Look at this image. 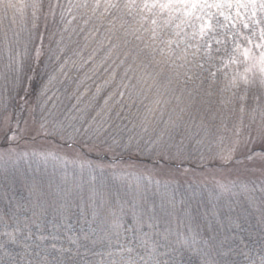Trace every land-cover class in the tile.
<instances>
[{
    "label": "snow or ice",
    "instance_id": "obj_1",
    "mask_svg": "<svg viewBox=\"0 0 264 264\" xmlns=\"http://www.w3.org/2000/svg\"><path fill=\"white\" fill-rule=\"evenodd\" d=\"M57 8L61 10L63 19L65 6L60 0H49L48 12L44 14L45 28L49 16L55 21ZM73 8L84 10L85 15L91 13L84 19L85 25L93 18L99 21L91 29H80L82 32L87 31L86 40L99 32L103 21L107 19L109 27L106 29L108 34L105 39L110 47L105 59L112 55L113 50L120 48L121 44L126 47L132 45V48L123 53L124 59L119 61L123 65L129 55H132L133 48L135 49L132 61L140 72L135 75V79L142 85L136 95L143 97L140 100L142 112L137 105L136 119L139 123L129 121L132 128H128L127 124L112 128L113 118L109 109L100 120L96 116L90 121L85 116H80L79 126L73 123L77 119L73 116L67 125L60 123L49 129L48 122L44 121L38 128H24L20 132L31 135L33 139L41 135L58 138L76 157L72 162L79 163L82 170L87 167L90 173L99 169L103 174L105 168L115 169L117 166L133 169L134 172L129 174L134 175L135 186L131 191L123 192L119 188L115 191H98L93 188L87 198L79 189L70 187L58 186L55 191H47L38 185L29 186L31 198L17 199L14 204L9 201L12 204L10 214L0 215V264H200L186 259L180 249L172 244L169 229L158 231L157 228L161 221L169 222L177 208V189H172L171 194H167L168 189L172 185L178 188L181 184L180 177L194 174L196 168H222L242 163L243 157L251 163L252 170H259L264 174V149L257 152L248 147L257 142L264 145V0H82L76 4L69 2L67 10L71 11ZM29 9L32 28L38 29L37 21L43 9L42 0H0V24L9 19L11 25H16L18 18L21 21L26 18ZM211 9H216L225 21H239L251 33V36H244L251 47H241L234 40L233 51L228 54V63L244 64L245 67L242 73L237 71L230 78L225 73L223 86H220L217 79L220 69L212 70L213 61L217 57L213 55L210 43L205 41L201 54L200 45L165 38L164 35L166 27L174 20H180L181 23L176 25L179 29L186 22L185 18L195 17L201 21L199 36L203 39L206 32L213 31L215 27ZM233 9L235 17L231 15ZM126 17L130 19H125ZM118 22L119 28L116 27ZM118 32L122 35H116ZM176 35L179 36L180 33L177 31ZM192 35L195 38L197 33L193 32ZM233 35L235 37L237 33L234 32ZM113 36L116 37V43L112 42ZM128 37H132V40ZM252 37H257L259 42L254 43ZM18 38L19 32L13 31V40H9L7 30L3 33L9 53L6 65L9 71H24L18 59L20 54L13 55V42L19 43ZM35 38L41 40L42 48L43 34H30V39ZM136 41L139 43H134ZM216 43L220 44L221 41L217 40ZM41 48L36 49V61L41 57ZM95 51L84 63L94 58ZM220 51V48L215 49L216 53ZM224 51L227 53L226 47ZM56 59L59 60L60 57L57 56ZM66 63L67 61L60 65L59 71L69 79L64 71ZM14 65L18 66L14 68ZM130 70L134 74L136 72L132 65L125 69L124 78L129 80L132 79L128 76ZM27 71L35 69L29 67ZM54 78L51 77L49 82ZM161 78L165 81L163 85L160 83ZM19 79L17 76V80ZM108 83L109 81H105V84ZM120 87L127 89L128 85L122 84ZM78 89L79 85L69 95V99L75 97L76 104L72 105V109L80 111L77 105L84 93L77 94ZM153 89L154 98L144 104V99L148 98V93L153 92ZM44 91H47L46 87L41 94ZM99 91L98 86L97 92ZM125 95V91L117 88L105 99L107 105L109 100L117 97L114 105L119 110L115 119H127V116L121 115L125 107ZM128 97L127 107L131 110L137 101L132 98L131 92ZM173 99L176 104L168 111ZM249 99L254 106H249ZM257 113L260 123L253 136L251 124L255 123ZM166 114L167 119H164ZM246 114L250 118L249 131L242 141L241 131ZM229 123L232 124L231 131L235 139H230V143L225 145V137L220 133L229 131ZM161 124L163 127H160ZM136 128H140V131L134 132ZM125 129L131 133L127 135V139L121 135ZM153 133L156 135L153 136ZM20 138L22 137L17 133L5 135L9 144ZM14 151L11 146H6L4 154L11 156ZM90 153L96 155L95 164L88 159ZM28 155L26 151L20 153L22 157ZM32 155L42 156L45 160L58 158L50 149L39 153L33 151ZM116 175L114 171L113 176ZM160 175L166 177L163 179L165 194L160 195L157 204L155 200H149L146 193L151 185H161L162 181L156 179ZM95 179L93 175L92 181ZM217 186L222 191L230 190L228 185L219 181ZM261 191L264 192V186ZM261 202L264 203V200ZM180 204H184L183 199ZM129 213L131 223L126 227L124 216ZM73 217L76 224L80 225L79 233L75 231L76 224L70 223ZM239 219L238 216L237 220ZM260 223L264 225V211L261 212ZM145 227L149 231H144ZM61 239L66 240L67 245L60 243L57 247V242ZM96 246L104 251H95ZM141 249L144 254H141ZM105 252L107 260L96 261L89 258L90 255L103 257ZM217 255L221 259L212 264H238L237 261L225 259L227 253L218 251ZM162 256L166 258L161 259ZM203 264L208 262L204 261ZM260 264H264V257L260 258Z\"/></svg>",
    "mask_w": 264,
    "mask_h": 264
},
{
    "label": "rangeland",
    "instance_id": "obj_2",
    "mask_svg": "<svg viewBox=\"0 0 264 264\" xmlns=\"http://www.w3.org/2000/svg\"><path fill=\"white\" fill-rule=\"evenodd\" d=\"M67 1L68 0H60V3L67 8ZM53 2H55V0H53ZM42 3L43 9L41 13H39V20L37 23L39 25L38 28L44 30L46 29L44 14L48 12L49 0H42ZM210 11L214 14L212 16V21L215 27L213 31L206 32L203 39L199 36L201 21L195 19V17L185 18L186 22L181 24L179 29L176 28V25L181 23L180 20H174L165 30L173 31L172 39H179L181 41L186 40L192 45H200L202 50H204V46L201 45L203 40H209L210 44L215 47L218 45L216 41L225 37L224 33L232 30L231 27L239 21H225L224 17L220 16L216 9H211ZM60 12L61 10L57 8L55 19ZM197 15H200V13H197ZM231 15L235 17L234 9L232 10ZM73 16H75V14ZM241 19H243V17H241ZM217 20L219 21V24H217ZM92 21L96 22V20ZM52 23L53 18L49 16L47 19V28L50 27ZM23 24H30L32 26L30 9L23 21L18 18L16 25H11L9 19H5L3 23L0 24V112H5L0 116V176L8 177L12 186L15 184H21L27 190L29 189V186L38 185L47 191H55L59 186L79 189L81 192L82 186L87 185L88 194L91 193L93 188L98 191L107 189L115 191L117 188H119L121 192L131 191L135 186V177L129 173H133V169H123L122 166H117L115 169L105 168L103 174H101L99 169H97L95 173H90V170L87 169V167L82 170L79 163L72 162L76 157L70 149L63 146L61 141L58 142L51 137H44L42 135L36 136L35 139H33L31 135L21 133L20 130L24 128H38L40 123L44 121L48 122L47 127L49 129L60 123L67 125L69 119L73 116L77 117L73 123L79 126L80 116H85L86 120L90 121L93 116H96L97 120H100L107 114V112H109V109H111V113H114L116 110H119V107L114 105L115 97H113V101L109 100L106 105L105 99L108 97V93L100 100V102H98V99L102 97L103 91L109 84H105V81H109L110 83L113 82L112 89L114 91L117 88L121 91H125L126 95L124 100L127 101L128 93L131 92L132 97L137 98V103H140V100L143 99V97L137 96L136 93L140 91L142 85L135 79V75L140 74L139 69H136L135 74L131 70L128 72V76L132 77L131 80L124 78L125 69L128 68L129 65H132V67L135 68L132 61L133 53L132 55H129L123 65L118 63L119 66L113 69L111 64L112 61H114L113 57L119 62L120 59H124L123 53L115 54V51L113 50L115 56L111 55L109 58L105 59L106 53L108 52V50L105 49V46L108 48L110 47L108 41L105 39V31L99 30V32H95L87 40L85 39L87 32L84 31V35L79 37L82 39L83 46L81 48L71 46L68 49L67 54H64V61H62V58L60 59L62 64L67 61L65 64V66H67L68 64L73 63L72 61L77 58L93 55V50H96L94 54V60H96L95 66L90 68L87 75L85 74L84 76L82 74V78H80L81 82L78 81L75 84L70 78L68 82L63 81L64 76L59 71L60 67H56V69L51 70L48 78L43 84V89L46 87L47 91H44L40 96L41 100L39 103L31 100L25 102L23 99H20L19 97L17 99L14 96L20 86L19 83L23 79L24 71L16 72L15 70L9 71L7 69L6 65L9 62V53L3 39V33L5 30L8 31L9 40H13V31L19 32V37H22L19 26H22ZM97 24H99V21ZM83 25L85 24L83 23ZM89 26L90 24H87L86 28ZM90 28H92V26H90ZM177 31L180 33L179 36L176 35ZM193 32L197 33L195 38H193ZM27 38V35L24 34V39L27 43L19 38V43L13 42V55L16 53L20 54L18 59L21 61L24 70L25 57L32 51V48H29V45H32L31 40L29 39L28 41ZM101 44L103 45L102 47ZM240 45L241 47H251L248 43ZM36 49L37 48H34L33 51L34 56H36ZM189 51H192V49H189ZM76 53H79L80 55H76ZM71 65L75 66L73 64ZM17 66L18 65H14V68ZM65 66L64 71L67 74L71 73V70L65 69ZM102 66H106L107 69L112 70V73L102 72ZM244 67V64H229L228 60L226 61V71H228L227 75H229V78L237 71L242 73ZM78 68L81 70L87 69L88 67L83 65V67L80 66ZM17 76H19V80H17ZM51 77L55 78L51 79V82H49ZM122 84H127L128 88L124 89L120 87ZM77 85H79L77 94L81 91L84 93L77 105V108L80 109V111L72 109V105L76 104L75 97L69 99V95L73 90L77 89ZM133 85H135V88H133ZM72 86L74 87L73 90ZM98 86L100 88L99 92H97ZM85 89H87V91H85ZM113 90L111 92H113ZM253 91H255V89H253ZM90 93L95 97L92 98ZM153 93L154 91L148 95L149 100L147 102H145L144 99V104L149 103V101L154 98ZM45 95L46 97L44 98ZM49 97L52 99H49ZM9 101L12 102L11 108H9L8 105ZM53 104H55V107H53ZM175 104L176 101L173 99L172 106H175ZM249 106H254L251 99H249ZM171 110L172 109L168 111ZM140 111H143V105ZM130 112L132 113L131 115L123 114V116H127V119H120V121L118 119L116 120L119 121V123L122 122V124H127L128 128H132V123L129 121L133 120L137 112L134 114L132 111ZM97 113H100V115L97 116ZM164 119H167V114ZM25 121H27V124ZM134 121L139 123L137 119H134ZM259 123L260 118L257 113L255 123L251 124L253 136L256 134L255 130ZM249 124L250 118L249 115L246 114L244 117V126L241 131L242 141L248 134ZM17 125H19V128ZM160 127H163V125L161 124ZM228 128L229 131H223L225 135V145L230 143V139H235V137L232 136L231 123H229ZM133 131L139 132L140 128H136ZM12 133H17V135L22 138L9 144L5 139V135H11ZM129 134L131 133H129L127 129L121 133L125 139H127V135ZM155 135L156 133H153V136ZM6 146H11L15 149L11 156L4 154ZM213 147H215V144ZM248 147L250 149H257V152L258 150L261 151L264 149V145L259 142L256 144H249ZM45 149L52 150L58 158L55 160L51 158L45 160L42 156L32 155L33 151L39 153ZM25 151L28 152L29 155L27 157L20 156V153ZM88 159L92 160L94 164L97 162L95 153L88 154ZM241 160L243 161L242 163L230 165L232 167L230 170L227 167L196 169L194 174L189 173L187 176L180 177L181 184L178 188L176 185H172L168 189L167 194H171L172 189H177L175 191L177 208L174 214L169 218V222L161 221L158 226L163 225L170 228V239H175L177 237V240L182 241L185 244L196 243L198 241L196 236L193 234H187L193 217L198 218L199 224L204 223L210 230L215 228H229L236 230L238 228L243 229L241 232L242 234L248 232L246 228V224L248 223H244V218L251 214L253 218L257 217L261 219V212L264 211V203L261 202L264 200V192L261 191L262 186H264V174L259 170H252L253 166L249 161L244 160L243 158ZM114 171L117 173L115 177L113 176ZM166 171L167 170L165 169V172ZM93 175L96 177L94 182L92 181ZM165 178L166 177L163 175L156 177V179H160L162 183L160 186L153 184L149 187V190L146 193L149 200H155L157 204L159 203L160 195L165 194V189L163 187V179ZM185 181H187V183H185ZM217 181L228 185L230 190L222 191L217 186ZM230 182L235 183L232 184ZM181 199L184 200L183 205L180 204ZM125 210H128L127 205L125 206ZM238 216L240 217L239 220H237ZM238 224L240 225L239 227L237 226ZM146 229L147 228L145 227L144 231ZM243 248L245 250L243 258L246 264H254V261L258 262L261 257H264V243L249 240Z\"/></svg>",
    "mask_w": 264,
    "mask_h": 264
},
{
    "label": "trees",
    "instance_id": "obj_3",
    "mask_svg": "<svg viewBox=\"0 0 264 264\" xmlns=\"http://www.w3.org/2000/svg\"><path fill=\"white\" fill-rule=\"evenodd\" d=\"M69 2H71L72 4H76L78 2H82V0H68L67 3L69 4ZM89 2H91V0H89ZM74 14L75 16H73ZM90 15H91L90 12L87 13V15H85L84 10H77L73 8L71 11H68L67 8H65L63 19L61 18V12H60L56 16V19L55 21H53L51 26L44 30H42V28L33 29L30 24H23L22 26H19L21 29L20 32L22 36V37H19V39L25 41L24 34H26L28 37L27 40L29 41L30 34L35 36L36 33L43 34L44 39L42 41V48H41V40L39 38L30 39L32 45L31 46L29 45V48H32V51L29 54H27L25 57L24 75H23L22 81L19 83L20 86L18 87L16 94H14L15 98L18 99L19 97L20 99H23L25 102H28L31 100V101H35L39 103V101L41 100L40 99V96L42 95L41 93L44 90L43 84L45 80L48 78L51 70L56 69V67L58 68L60 67V65L62 64V61H64L65 59L64 54H67V51L71 46L77 47V48H81L83 46L82 39H80L79 37L81 35H84V33L80 31V29L84 28L88 30V29H91L90 26L93 27V24H97L98 21L95 18H93L92 20H96V22L90 21L92 23H89L90 24L89 27L86 28V25H83L84 19H87L88 16ZM73 17H75V19ZM125 19H130V18L126 17ZM108 27H109V24L106 19L103 21V26L100 27V30L105 31V34L107 35L108 33L106 32V29ZM116 27L119 28V22L117 23ZM231 29L232 30H230L229 32L224 33L225 37H223L222 39H219L221 41L220 44H218L215 47L212 46L213 55L217 57L213 61L214 66L212 70L216 71L217 69H220L218 73V77H217L220 86H223V84L225 83L224 74L228 72L226 71V61L228 60V54L232 53L233 51L234 40L238 42L239 44H247V41L244 39V36H251L249 29L243 28L240 22H237L235 24V27L232 26ZM256 31L258 33L259 29L257 28ZM234 32L237 33L235 37L233 35ZM116 35H122V33L118 32L116 33ZM164 35H165V38L167 37V38L172 39L173 31L165 30ZM145 37L147 38V34H145ZM128 39L132 40V37H128ZM252 39L254 43L259 42L257 37H252ZM205 41L210 43L209 40H203V42H201L202 43L201 45L204 46ZM225 41H226V44L224 43ZM112 42L116 43L115 36H113ZM134 43H139V42L136 41ZM141 47H143V45H141ZM225 47L227 48V53L224 51ZM34 48H41L42 54H41L39 61H36L35 56L33 55ZM129 48H132V45H129L126 47L123 44H121L120 48L115 49L114 51H115V54H122L128 51ZM216 48H220L221 51L219 53H216L215 52ZM105 49L108 50L109 48L105 46ZM132 53L133 55L135 54L134 48L132 50ZM201 54H203V50ZM112 55H114L113 52H112ZM57 56L62 58V61L61 59L57 60L56 59ZM82 58H77L73 60L75 61V64L73 63L71 64L75 66H72L71 64H68L67 66H65V69L71 70V73L68 74V77L73 80L74 84L78 81L81 82L80 78H82V74L84 76L85 74L87 75L89 73L90 68L92 66H95V61H96L94 60L95 58H93L91 61H88L87 63H84L83 61L87 60L88 56H85ZM113 59L114 61H112L111 64H112L113 69H115V67H118L117 65H119L118 64L119 62H117L118 60L116 61L115 57H113ZM82 64L88 68L80 70V68L78 67H80ZM134 66H135L134 69H138L136 68L135 64ZM29 67L34 68L35 71H31V72L27 71ZM101 70L102 72L112 73V70L107 69L106 66H102ZM227 76L229 77V75ZM28 77H31V79H29ZM63 81L68 82L69 79H66L65 77H63ZM164 82L165 81L163 80V78H161L160 83L163 84ZM112 84L113 82L111 83L109 82V84L107 85V87L102 93V97L98 99V102H100V100L103 97H105L108 93H112L111 92L113 90ZM73 88L74 87L72 86V90ZM153 91H155V89H153ZM45 93H48V92H45ZM150 93L152 92H149L148 95ZM177 94H179L178 90H177ZM92 95L93 94L90 93V96L92 98L95 97ZM225 95H228V93H226ZM45 97L46 95L44 96V98ZM132 98L136 99V101L138 102L137 98L135 97H132ZM115 99L117 98L115 97ZM113 100L114 99H112V101ZM128 100H129V97H127V101L123 100L125 107L123 109V112L121 113L122 116L123 114L131 115L132 113L130 111H132L133 114L137 112V105H139L140 110L142 109V104L137 103L136 105H133L131 110H128V107H127ZM148 100L149 98L145 99V102H147ZM11 104L12 102L9 101L8 102L9 108L12 107ZM172 107L173 106L170 105L168 110L172 109ZM117 111L118 110H116L114 113H111V117L113 118L112 128H115L117 124L119 125L122 124V122L119 123L120 119H118L119 121L115 119ZM4 113L5 112H2L0 116H2ZM135 117L133 118L132 121L136 119ZM109 131H112V129H109ZM220 135H223L225 137L223 131L220 133ZM52 139H55V141L60 142L58 138H52ZM255 151H257V149H255ZM258 152H260V150H258ZM242 158L243 157H241V159ZM185 166L189 167L188 165H185ZM224 167H227L229 170L232 168L230 165L224 166ZM209 168H213V167L210 166ZM196 169H200V168H196ZM81 194L85 198H87V196L89 195L87 185L82 186ZM29 198H31L30 193L25 187H23V185L15 184L14 186H12L11 182H9L8 180V177L0 176V215H4L6 213L10 214V208L12 207V204H14L15 200L17 199L27 200ZM9 201H12V204H10ZM124 217H125L124 218L125 226L127 227L131 223V214L129 213L128 215ZM244 219H245L244 223H248L246 224V228L248 230L246 234H242L241 232L243 229H238V228L236 229L237 231L233 229H229V228H224V229L215 228L213 230H210L208 227L205 226L204 223L199 224L198 218L193 217L191 221V225L187 231V234L195 235L198 241L194 244H185L184 242L177 240L176 239L177 237L175 239L171 238L170 241L175 247L180 249V251L183 253L186 259L198 261L200 262V264H203L204 261H207L208 264H212L213 261H219L221 259V256L217 255L218 251L227 253V255L224 256L225 259H228L230 261L232 260L237 261L238 264H246L243 258L244 252H245L243 247H245L246 243H248L249 240H253L254 242H258V243L259 242L264 243V225H261L260 218H257V217L253 218L251 214ZM70 223L76 224L75 217L72 218ZM84 227L86 228L87 226L85 225ZM79 228H80V225L76 224L75 231L77 233H79ZM165 229L170 230L168 226H163V225L162 226L160 225L157 228L158 231H163ZM145 231H149V230L146 229ZM48 243L50 244L51 241H49ZM60 243H64L65 245H67V241L61 239V241L57 242V247H59ZM221 243H223V247H221ZM181 245L183 246L181 247ZM95 251L99 252V251H104V250L100 246H96ZM160 251H163V249H160ZM55 254L56 253H53V255ZM141 254H144L143 249H141ZM89 258L92 260H96V261H100L101 259H104V260L108 259L106 252L103 257L90 255ZM165 258L166 257H163V256L161 257V259H165ZM254 264H260V260H258V262L254 261Z\"/></svg>",
    "mask_w": 264,
    "mask_h": 264
}]
</instances>
